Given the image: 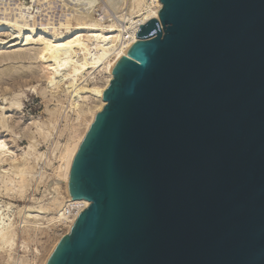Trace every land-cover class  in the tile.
I'll list each match as a JSON object with an SVG mask.
<instances>
[{"label": "water", "instance_id": "water-1", "mask_svg": "<svg viewBox=\"0 0 264 264\" xmlns=\"http://www.w3.org/2000/svg\"><path fill=\"white\" fill-rule=\"evenodd\" d=\"M73 160L47 264H264V0H158Z\"/></svg>", "mask_w": 264, "mask_h": 264}, {"label": "bare ground", "instance_id": "bare-ground-1", "mask_svg": "<svg viewBox=\"0 0 264 264\" xmlns=\"http://www.w3.org/2000/svg\"><path fill=\"white\" fill-rule=\"evenodd\" d=\"M33 1L35 2V0ZM83 1L75 0L70 10L62 12L59 15L58 23L56 22L58 26L47 20L44 23L41 20L40 23L35 24L34 15L26 18L25 15L21 14V9H19L20 13L17 14L19 17L16 16L18 19L15 18L13 22L10 21L12 10L4 11L0 17V32L8 29L10 25L15 29L7 37L0 38V46L4 45L6 40L15 33L20 35L21 31L25 33V37L21 36L22 34L15 36L8 42H11L10 47H16L22 42H24V47L33 46L31 50L27 51L19 50L13 53L0 54V64H10L16 60L25 59L37 62L41 73H39L40 77L45 82V91L56 94V96L60 93L65 95L68 108L77 116L76 120L78 121L75 126L71 127V134L65 142L61 145L55 143L51 151V157L56 166L52 163L51 157L43 152H38L37 140L35 141L32 136L34 134L41 135V137L49 135L44 124L34 120L25 124L26 126L22 128V131H27L28 135L31 133L28 142L30 145L26 148H19L16 153L9 152L6 141L0 140V188L6 192H15L24 200L27 199L28 204L30 203L24 207L25 212L22 220L25 228L22 232L26 239L21 241L20 247L27 249L31 231L45 230L50 227H63L66 230V234L60 235L52 244L40 264H47L57 245L72 229L78 215L89 205L87 201L71 200L68 192V178L73 160L86 132L96 113H100L105 106V102L101 100V95L112 80V75H108V70L128 48L138 41L136 33L140 28L139 26H142L150 16L155 15L158 19V12L161 8V3L158 0H104L109 8L106 7V9L108 8L107 11L98 15V8L89 3L91 1L87 3L86 0L85 6ZM82 5L84 8H80ZM123 11L125 16L121 19H124V25L119 26L120 20L118 21L117 18L116 20L108 19L110 15L121 16ZM124 21L121 20L122 23ZM37 33L41 36L44 34L47 38L38 39L36 37L37 39H35ZM20 38L22 41L17 44ZM9 73V70H6L2 75L3 77L6 75L5 77L8 79ZM97 77H99L98 80ZM8 99L4 100L7 102L1 104L2 107L0 106V130L12 133L13 124L8 122V117L5 114L12 109L19 108L20 104L16 102V98L14 100ZM32 127L35 128L34 132H30ZM46 168L50 169L51 172L48 174L49 178L45 176L44 170ZM29 179L34 182L36 188L42 185L44 190H42L41 198L35 199L31 196L26 198L25 193ZM43 198L46 199L43 200ZM15 237L14 228L10 223L1 226L0 252L11 253L15 246ZM35 252L37 253V251ZM8 256L10 258V254ZM31 264L35 263L32 262Z\"/></svg>", "mask_w": 264, "mask_h": 264}, {"label": "rangeland", "instance_id": "rangeland-1", "mask_svg": "<svg viewBox=\"0 0 264 264\" xmlns=\"http://www.w3.org/2000/svg\"><path fill=\"white\" fill-rule=\"evenodd\" d=\"M85 1L86 0L83 1L84 6L89 1H91L89 3H91L94 7L96 6L98 8L97 9L98 15L106 12L107 9L109 8V6L104 0L102 1L101 0H87L86 1L87 3ZM74 2L75 0H44V1L35 0V2L33 0H0V17H2L3 15L2 13L4 11L8 12L12 10V15L10 17L11 19L10 18L9 19L11 22H13L15 18L19 17L17 14L20 13L19 9H21V12H22L21 14L25 15L26 18L30 17L31 15L32 16L34 15L33 17H35L34 18L35 24L40 23L39 21L41 20H42V23H44L47 20V21H50V23L56 24L55 26H58L57 23L59 20V15L62 12L64 13L65 11L70 10V8L73 7ZM84 6L82 5L80 6V8H84ZM106 7L108 8L106 9ZM123 16H125L124 11L121 13V16H119L120 19L119 17H114L113 15H110L108 19L116 20L117 18V20L118 21L120 20L121 22V20L124 21V19H121ZM103 18L106 19V17H103ZM11 26L12 25H10L8 29L6 28L0 32L1 39L5 38V36L7 37L8 34L10 35L11 33L15 31L14 27L13 26L11 27ZM22 32L23 31H21L22 35L21 34L20 35L25 37V33H22ZM17 35L20 36L19 34L15 33L13 36H11L10 38L6 40V43L4 45L0 46V54L13 53L19 50L27 51L33 48V46L24 47V42H22L20 45L16 47H10L11 42L10 43L8 42L11 41L15 36L17 37ZM36 35H35V39L37 38L39 39L41 37L47 38V36H45L44 34H42L41 36L40 34L37 33ZM21 41H22V38L18 40L17 44H19ZM18 61L21 63H19ZM18 61L16 60L10 64L8 63L0 64V106L2 107L3 103L5 104V102H7V101H4L5 99L9 98L8 100H11L13 97L16 98L15 99L16 102L20 104L19 108L12 109L10 110L9 113L5 114V116L8 117V122H11L13 124L11 127L12 133L6 130L5 131L0 130V140L6 141V144H7L6 147L8 146L7 148L9 152L11 151L12 153H16V150H19V148L20 149L26 148L27 146L30 145L28 142H29L31 133L28 135V132L22 131V128L26 126L25 125L26 123L28 124L30 123V121L34 120L41 124H44L45 130L49 132L48 134L50 135V136L47 135L46 137H43V136L41 137V135H38V134L32 135L34 140L35 141L37 140L36 148L38 152H43L45 153V155L47 154L48 157H51V151L54 148L55 143L61 145L70 136L71 131H72L71 127L73 125L75 126L76 123H78V121L76 120L77 116L74 113L70 112L68 108L69 106L67 105L68 103L66 101L65 95L63 94L61 95L60 93L56 96V94L54 95L51 93H47L45 91L44 89L45 82L40 77L41 73L38 69L39 65L37 62H35L34 60H29V59H25L21 61L18 60ZM4 65L7 68L8 67L9 68L8 69L6 67L4 68ZM6 70H9L10 72L8 74V77H9L8 79L7 77H5L6 75L4 77L2 75V73L5 72ZM98 79L99 77H97V80ZM41 92H46V93H44L45 94L44 95ZM14 98L12 100H14ZM50 112H52L54 115L52 113L51 115ZM34 131H35V128L32 127L30 132H34ZM59 136L61 137L59 138ZM50 144H51V147H50ZM51 160L54 166H56V163H54L55 161L53 160V158ZM44 171H45V176L49 178L50 176H48V174L51 173L50 169L46 168ZM48 178H47V181H48ZM34 186H35L34 182L29 179V183H28V186L26 188V193H25L26 198H28V196L29 197L31 196L32 198H35V199L41 198V195L43 194L42 190H44L42 185L39 188H36ZM46 198H43V200H45ZM29 204H28L27 199L24 200V198L16 195L15 192H12V191L6 192L3 188H0V227L10 223L14 228L15 236H16L14 238L15 246L13 247L12 252L9 253L10 258L7 252H0V264H31L32 262H34L35 264H40V261H42V259L45 257V254L50 249L52 244L60 237V235L66 234L65 233L66 230L63 227H54V228L50 227L45 230L41 229L38 231H31L28 247L27 249H22L20 247L21 241L23 239H26L22 232V230L25 228L24 221L22 219L24 217L23 213L25 212L24 207L25 205L27 206ZM40 223H42V221H40ZM35 251H37V253Z\"/></svg>", "mask_w": 264, "mask_h": 264}, {"label": "built area", "instance_id": "built-area-1", "mask_svg": "<svg viewBox=\"0 0 264 264\" xmlns=\"http://www.w3.org/2000/svg\"><path fill=\"white\" fill-rule=\"evenodd\" d=\"M124 23H125V21H124L123 23H122V22H120V23H119V26H121V25H124Z\"/></svg>", "mask_w": 264, "mask_h": 264}]
</instances>
